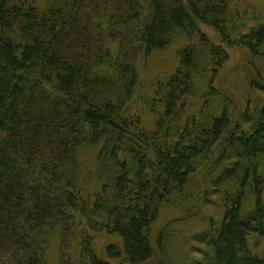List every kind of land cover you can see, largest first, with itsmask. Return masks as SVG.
Masks as SVG:
<instances>
[{
    "label": "trees",
    "instance_id": "obj_1",
    "mask_svg": "<svg viewBox=\"0 0 264 264\" xmlns=\"http://www.w3.org/2000/svg\"><path fill=\"white\" fill-rule=\"evenodd\" d=\"M200 25L234 43L226 0H44L41 8L0 0V264H48L54 237L63 248L61 264H170L153 261L151 228L199 161L229 137L228 148L242 161L240 189L207 235L209 259L264 264L248 244L251 234L264 237V182L256 165L264 151V103L248 132L232 130L227 106L211 119L181 122L184 97L211 82L199 79L205 74L195 48L187 47L154 91L164 112L153 130L144 129L134 107L142 57L180 34L205 44L213 75L222 66L227 54L204 41ZM240 43L256 53L264 26ZM257 76L250 84L264 92ZM85 147L98 149L93 201L78 185ZM246 188L255 198L251 215L243 212ZM90 231L121 239V248L106 250L110 262L96 255Z\"/></svg>",
    "mask_w": 264,
    "mask_h": 264
},
{
    "label": "rangeland",
    "instance_id": "obj_2",
    "mask_svg": "<svg viewBox=\"0 0 264 264\" xmlns=\"http://www.w3.org/2000/svg\"><path fill=\"white\" fill-rule=\"evenodd\" d=\"M24 1L39 8L44 4V0ZM226 1L232 28L235 30L232 34V45L224 44L220 35L212 28L200 25L204 41L207 40L214 48L227 54L222 66L214 75L210 67H207L209 50L196 39V35L180 34L166 49L142 57L138 68L139 86L134 98V107L141 115L146 131L154 129L156 117L164 112L162 104L153 102L154 91L159 83H165L174 74L180 65V53L187 47L195 48L197 63L202 68L201 74H205L199 79H203L205 83L211 79V82L206 88L199 89L196 95L184 97L180 105L184 111L181 122L191 118L201 121L211 119L219 116L227 106L233 122L232 130L237 133L249 131L250 118L264 103V92L250 84L251 81H256L257 75L264 78V44L253 53L246 44L240 43V40L264 26V0ZM229 142L234 141H231L230 137L228 140L226 138L223 144L216 148L212 158L199 161L197 173L183 191L175 192L161 207L149 233L154 262L163 260L170 264H212L209 259L212 252L208 246L207 235H212L220 227L227 198L234 196L240 189L239 168L242 161L236 159V153L228 148ZM97 153V148L85 147L79 156L78 185L85 195L92 197V201L100 186L96 176ZM217 161L218 164L215 165ZM256 165L264 182V151L259 154ZM254 202L252 188H246L243 203L245 215L252 214ZM89 238L98 258L107 262H110L106 256L107 248L110 245L122 247L118 235L90 231ZM248 244L254 256L264 259V237L251 234ZM74 249L77 250V247L72 250ZM62 251L61 242L57 237L52 238L46 253L48 264H61ZM82 264L89 263L83 261Z\"/></svg>",
    "mask_w": 264,
    "mask_h": 264
}]
</instances>
